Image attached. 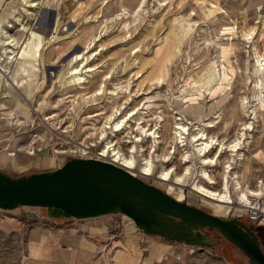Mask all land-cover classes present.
Masks as SVG:
<instances>
[{"label": "rangeland", "instance_id": "374dc122", "mask_svg": "<svg viewBox=\"0 0 264 264\" xmlns=\"http://www.w3.org/2000/svg\"><path fill=\"white\" fill-rule=\"evenodd\" d=\"M33 1L36 6H28L30 2L26 0H0L3 26L7 27V20L13 23L8 30L19 41L0 70V168L24 175L55 169L73 157L101 155L107 142L101 137V127L108 118L141 111L147 97L155 94L145 119L148 127L158 124L161 129L155 151L158 156H154L155 175H144L138 171L139 166L133 172L180 200L223 217H240L255 231L264 249V225L247 217L244 204L235 196L234 185L231 190L235 202L223 205L195 191L190 184L180 186L157 176L163 167L181 173L190 164L183 157L187 145L173 138L172 114L182 115L189 123H199L214 117L221 106L219 120L207 132L229 143L245 129L249 142L244 161L239 157L233 160L225 151L217 165L209 166L214 187H222L224 167L229 163L239 168L243 188L254 190L264 184V76L256 71L253 53V46L264 53V0ZM218 7L226 12L213 16ZM232 27L237 29V35L223 34L225 28ZM250 31L254 35L251 40L245 36ZM221 42L231 43L225 65L229 73L233 70V77L223 80L226 85L222 96H208L200 106L183 112L173 95L193 83H209L195 72L213 60H222ZM2 50L0 45V54ZM24 57L37 60L38 65H28ZM77 66L88 77L84 86L77 79L80 71L73 73ZM25 68L29 74L24 73ZM101 83L105 85L104 93L95 94ZM208 85L214 87L216 82ZM157 114L170 119L169 128ZM250 123L251 128H244ZM108 136L124 152L132 144L126 143V135ZM151 139L144 141L145 156L153 143ZM85 144L93 145L84 149ZM200 164L198 160L197 166ZM193 173L188 178L191 183L197 171ZM258 196L261 195L250 194V199ZM42 215L49 217L41 207L0 209V264H19L24 258L25 226L16 219L28 224ZM116 215L122 217L123 213ZM210 235L207 240L203 237L209 242L203 245L205 248L168 239L177 245L176 252L154 264H252L220 232Z\"/></svg>", "mask_w": 264, "mask_h": 264}, {"label": "water", "instance_id": "95a60500", "mask_svg": "<svg viewBox=\"0 0 264 264\" xmlns=\"http://www.w3.org/2000/svg\"><path fill=\"white\" fill-rule=\"evenodd\" d=\"M21 206L45 208L52 218L123 213L149 234L201 248L209 245L202 229H216L252 263L264 264L258 235L240 217H223L180 200L114 160L79 156L24 175L0 168V209Z\"/></svg>", "mask_w": 264, "mask_h": 264}, {"label": "bare ground", "instance_id": "6f19581e", "mask_svg": "<svg viewBox=\"0 0 264 264\" xmlns=\"http://www.w3.org/2000/svg\"><path fill=\"white\" fill-rule=\"evenodd\" d=\"M26 1L30 2L29 5L27 3L28 6H36L35 1L33 0H26ZM219 12H223L224 15V12H226V10L224 8L218 7L216 10H214L215 14H213V16ZM4 22L5 20L3 18H0V45L3 48L2 53L0 54L1 71L3 70V67H5V66L3 67L1 66L4 65L5 62H7V60L11 57L12 55L11 53H13L15 45L19 44L18 43L19 41L13 38L8 30V28L13 26L14 24L7 20V27H4L3 26ZM19 26H21V24ZM22 29H25L24 25ZM236 30L237 29L233 27L225 28L223 30V34L225 35L226 33L236 34ZM245 36L249 40H251L254 37L252 31L248 32L247 35ZM6 44L7 46H5ZM230 44L231 43L226 44L225 42L224 43L221 42L220 44V52H221L222 60L219 61L217 60L219 63L218 64L219 68H217L216 65L217 61L213 60L209 64L204 66L202 69L195 72L198 73V75H200L199 78H206L208 79L207 81H209V83L211 84L216 82V85L214 87H212V85H208L209 83H203V85H200L198 83H193L190 87H185V89L181 93L173 95V101L178 103L177 105L182 109L183 112L187 110H191L197 107V105L200 106V104L204 102L202 100L206 99V97L208 96L216 99L221 94H223V86L226 85L223 84L224 83L223 80L225 81L229 80L230 78L233 77V73H234L233 70L231 71L232 74L229 73L227 71L228 68L225 65V61L229 60L232 51V47L230 46ZM253 50H254L253 53L255 57L256 71L261 72L262 75L264 76V53H260L256 51L254 46H253ZM24 58H25L24 62H27L28 65H35V64L38 65L37 60L28 57H24ZM162 62H166V60L163 59ZM83 63L84 60L80 62L79 66H81V64ZM79 66L73 68V73H79L80 71L79 73L80 76L77 79L79 80L81 86H84L85 82H87L88 77H86L85 74L81 73V69L79 68ZM26 72L27 74L30 73L29 70L25 68L24 73ZM194 74L191 75L188 80L192 79ZM33 79L35 80V78ZM158 80H160V78ZM104 90H105V85H102L99 88L98 93L96 91L95 94H103ZM154 96L156 95L154 94L150 97H147V99L143 103L144 107L142 108L141 111H138L136 113L127 112L124 114H119V116H115V117L111 116L110 118H108L109 120H107V122L101 127V133H100L101 137L105 138L107 142L104 144L99 154L110 156L112 160L125 165L131 171H135V169H137V167L139 166L140 169H138V171L143 173L144 175L154 174L155 172L154 156L155 155L158 156V154H155V151L157 146L159 145L158 143L160 142L159 138L161 137L160 135L161 129L158 127V124H155L154 127H148V125L145 123V119L148 118V115L150 114V108L152 107L151 103H153ZM262 99H264V97ZM216 102H218V99ZM263 105H264V100H262L261 106ZM220 107L215 112L214 117H211L206 120H202L199 123H193V122L189 123L188 121L185 120V118L182 115L174 116L172 114V119L174 120V124H175L174 127L175 131L173 138L176 141V143L183 146L187 145L186 146L187 149L185 153H183V157H184V161L185 162L188 161L190 162V164L187 165L184 168V171L181 173L177 172L176 169L173 168L169 169L163 167L161 170H159L157 176L163 180L171 181V183H175L180 186L190 184L189 186L195 191L201 193L203 196L208 197L212 200L219 201L220 204L223 205L225 204L232 205L235 202L234 195L231 190V186L234 185V191L236 192L235 196H237L239 199L238 202L240 203L242 202V204L245 205L251 201L250 194H258V195L264 194V184L257 185V188L254 190L253 189L251 190L250 188L249 189L243 188L241 185V181L239 179V172H238L239 168L232 166V164L229 163L224 167V171L222 174V187L220 189H216L214 187L216 182L214 181L212 173L210 172L211 170L209 169V166L215 164L217 165V163L220 161L219 158H221L220 155L222 152L225 151L230 152V154L233 157V160H237V157H239V160L243 159L242 161H244L246 150L248 151L246 147L249 142V138L245 132V129H242L240 131V135L229 143H227V141L226 142L223 141V139H219L216 136L210 135L207 132L208 128L215 126V122L219 120L221 113L223 111L222 108ZM251 110L252 113L253 112L255 113L256 109L252 107ZM156 116L160 120L164 121L165 126L168 125L166 127L169 128V125L171 123L169 118L166 119L162 114H157ZM247 127L251 128L252 123L248 125L245 124L244 128ZM135 130L138 132L134 133ZM110 134L113 136H117L118 134L119 136L126 135L128 139L126 140V143L127 142L132 143L128 151L124 152L120 147H117L118 144L116 142L114 143V140L109 141L108 135ZM149 137L150 138L152 137L151 140L153 141V143L150 141L152 143L150 145L151 148H149L150 150L148 155L145 156L143 153V149H145L144 141L147 140ZM91 145L85 144L82 146L84 147V149H87ZM174 149L176 150V146L174 147ZM173 154L172 153L169 154L168 158L171 159ZM140 159L142 161H140ZM198 160L201 163L200 166H197ZM194 170L197 171V175L193 178V181L191 183V181L188 178L194 174L193 173Z\"/></svg>", "mask_w": 264, "mask_h": 264}, {"label": "crops", "instance_id": "0c3cea01", "mask_svg": "<svg viewBox=\"0 0 264 264\" xmlns=\"http://www.w3.org/2000/svg\"><path fill=\"white\" fill-rule=\"evenodd\" d=\"M19 264H154L177 245L116 214L87 219L39 216L25 224Z\"/></svg>", "mask_w": 264, "mask_h": 264}, {"label": "built area", "instance_id": "2783aa9c", "mask_svg": "<svg viewBox=\"0 0 264 264\" xmlns=\"http://www.w3.org/2000/svg\"><path fill=\"white\" fill-rule=\"evenodd\" d=\"M9 154H14L9 152ZM94 156V155H93ZM94 157L97 158H101V159H105V160H112L111 158L105 157L104 155H96ZM252 200L245 204V214L247 215V217L259 224H263L264 225V198L261 196H258L256 198H251ZM239 215H243V213H240ZM122 217H124L126 220L132 222V219L123 214Z\"/></svg>", "mask_w": 264, "mask_h": 264}, {"label": "flooded vegetation", "instance_id": "af4514ba", "mask_svg": "<svg viewBox=\"0 0 264 264\" xmlns=\"http://www.w3.org/2000/svg\"><path fill=\"white\" fill-rule=\"evenodd\" d=\"M189 203V202H188ZM191 204V203H190ZM202 231H203V233L205 234L204 235V239H208L209 238V236H211L210 234H212V233H218L219 231L218 230H216V229H214V230H210V229H208V228H204V229H202Z\"/></svg>", "mask_w": 264, "mask_h": 264}, {"label": "trees", "instance_id": "16d2710c", "mask_svg": "<svg viewBox=\"0 0 264 264\" xmlns=\"http://www.w3.org/2000/svg\"><path fill=\"white\" fill-rule=\"evenodd\" d=\"M252 263V262H251ZM252 264H254V263H252Z\"/></svg>", "mask_w": 264, "mask_h": 264}]
</instances>
